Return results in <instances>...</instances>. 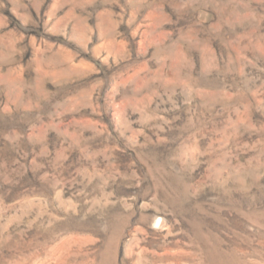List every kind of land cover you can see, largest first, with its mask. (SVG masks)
<instances>
[{"label": "rangeland", "instance_id": "1", "mask_svg": "<svg viewBox=\"0 0 264 264\" xmlns=\"http://www.w3.org/2000/svg\"><path fill=\"white\" fill-rule=\"evenodd\" d=\"M0 264H264V0H0Z\"/></svg>", "mask_w": 264, "mask_h": 264}]
</instances>
